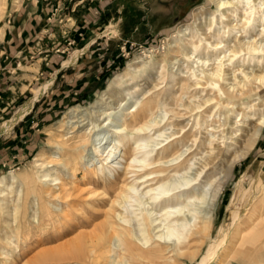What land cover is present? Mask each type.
<instances>
[{"label":"bare ground","instance_id":"1","mask_svg":"<svg viewBox=\"0 0 264 264\" xmlns=\"http://www.w3.org/2000/svg\"><path fill=\"white\" fill-rule=\"evenodd\" d=\"M207 1L211 12L204 15L200 8L194 13L192 27L179 26L164 54L142 65L156 77L152 90L157 89L158 80L172 64L176 91L163 98L156 95L142 101L135 99L115 117L110 135L104 133L93 139L95 157L102 162L96 171L102 175L106 171L110 181L128 175L130 182L121 184L104 210L103 220L93 224L91 230L84 232L77 228L74 236L39 250L23 264L69 260L75 264H169L177 256L195 259V264H228L237 257V247L245 245H249L246 248L250 255H257V263H264V195L252 204L260 186V170L255 172L248 188L241 184L242 178L238 180L227 206L229 214L214 235L212 206L219 185L208 203V196L200 194L197 182L201 174L208 173V179L213 177L220 166L222 178L227 176L236 163L249 155L262 134L264 0ZM3 2L0 0V16ZM115 30L116 25L108 23L103 34L111 35ZM79 53L73 52L63 66L74 63ZM145 56L151 60L150 54ZM126 69L113 80V85L121 84L126 76L128 79L134 76L133 62ZM50 83L44 81L34 89L32 97L0 120V137L8 135L30 112ZM240 123L250 126L244 136L243 127L234 128V124ZM90 132L87 128L78 136L81 146ZM127 151L131 155L125 159ZM42 158L40 153L35 155L31 165L42 166ZM20 178L27 184H41L40 190L56 185L58 180L49 173L10 172L1 176L0 216L16 209L10 199L12 189L6 192L5 186L9 183L13 188ZM191 181L195 182L187 190L189 193H179L178 188ZM140 184L144 188L139 189ZM234 200L239 201V206L230 210ZM243 215L247 223L238 221ZM3 219L1 254L15 243L12 236L20 232V223ZM194 236L200 241L207 240L201 253L199 247L189 245ZM17 248L15 244L11 251L16 253Z\"/></svg>","mask_w":264,"mask_h":264},{"label":"rangeland","instance_id":"2","mask_svg":"<svg viewBox=\"0 0 264 264\" xmlns=\"http://www.w3.org/2000/svg\"><path fill=\"white\" fill-rule=\"evenodd\" d=\"M112 1L108 10H105V14L96 20L97 25L95 26V29L99 31L103 30L108 23L116 25L115 33L108 35L104 47L109 50V54L104 56L105 65L100 69L99 80L89 81L87 85L80 84L84 88L77 89L72 96L65 93L59 94L56 91L45 95V100L35 112H30L31 115L34 113L33 119L35 120L29 124L30 128L27 126L26 134L24 133L25 135L21 137L20 163L2 161L0 154V177L8 176L10 172L14 174L26 172L33 175L49 173L51 177L58 179L56 185L43 186L42 190L39 186L41 184L36 182L27 184L22 178L18 181L19 186L16 184L11 188L9 183L5 186L6 192L12 189L10 199L14 205L16 204V209L7 216H0V223H3V218L10 223H20V232L12 236L15 243L5 250L4 254L0 253V264H23V261L39 250L53 247L71 238L77 233V228L79 231H89L93 224L103 220L104 210L110 206L118 188L122 183L130 182L131 177L122 175L110 181L107 179L106 171L103 172L104 175L96 171L102 162L95 157L93 139L104 133L110 135L113 132L111 124L115 121V117L122 112L125 106L134 103L135 99L142 101L156 95L163 98L170 91H176L172 79V72L175 68L172 64L166 67L165 76L158 80L160 84H157V89L152 90L151 87L155 84L156 77L142 65L149 64L150 61L159 59L164 54L172 34L179 26L187 24L192 27L194 13L196 14L200 8L204 15L212 11L209 2L203 0V2L192 5L186 18L173 21L171 18L174 13L173 8L161 0ZM111 53L116 60L109 59ZM146 54H150L151 60L145 56ZM129 62H133V67H135L134 76L130 79L126 76L121 84L113 85V80L127 70L126 66ZM92 72L93 70H91V76ZM77 85L79 84H72L71 89ZM65 87L62 89L67 90ZM67 87H70L69 83ZM42 100L43 98L40 101ZM28 116L27 114L25 118ZM248 126L242 123L234 124V128L243 127L245 129L241 131L242 136L249 129L250 126ZM87 128H90L91 132L87 134V141L81 146L78 136ZM261 133L249 155L236 163L227 176L222 178L224 173L220 166L210 179L207 178L208 173H205L199 176V181L197 180L198 190L203 197L208 196V203L212 197L214 198V189L217 184L219 185L212 206V223H214L212 235L215 234L223 218L229 214L227 206L240 178H242L241 184L248 188L251 178L259 169L260 186L252 204L264 195V128ZM27 142L35 144V147L29 151L30 154H27V150L24 151V145ZM125 146L124 143L123 151L126 149ZM22 150L23 154H21ZM39 153L43 155V165L35 168L31 165V160ZM130 155L131 151L125 152L124 158L127 159ZM93 157L95 158L92 159ZM89 160H91L90 164ZM181 182L184 183V180ZM194 182L181 185L178 188L179 193L188 194L187 190H190ZM141 187L142 184L138 188H144ZM19 189L20 200L17 202ZM59 195L62 197L56 198ZM234 204L230 210L238 207L239 201L234 200ZM246 220V215H243L238 221L247 223ZM206 242V239L200 241L195 236L189 239L190 247H199V253L204 250ZM15 244L18 246L16 253L11 251ZM1 245H4L2 241H0V247ZM248 246L237 247V257L228 264H260L256 262L258 257L255 253L249 254ZM194 262L195 259L189 260L186 257L177 256L172 258L169 264H195ZM36 264H48V262ZM50 264H75V261L51 262Z\"/></svg>","mask_w":264,"mask_h":264},{"label":"crops","instance_id":"3","mask_svg":"<svg viewBox=\"0 0 264 264\" xmlns=\"http://www.w3.org/2000/svg\"><path fill=\"white\" fill-rule=\"evenodd\" d=\"M112 2L4 0L0 16V120L9 117L20 104L32 97L34 89L44 81L51 83L30 112H35L48 93L56 91L72 96L77 89L84 88L82 83L87 85L89 81L99 80L100 69L105 65L104 56L109 54L104 47L110 34H103L105 27L97 31L96 20L105 14ZM75 51H80L76 62L63 66ZM111 56L109 59L116 60L113 54ZM68 83L70 87H67ZM74 83L81 85L71 89ZM64 87L67 90L62 89ZM30 112L12 129V133L0 137L2 161L20 163L21 137L35 120L34 113L31 115ZM24 147V151L30 154L35 144L27 142Z\"/></svg>","mask_w":264,"mask_h":264},{"label":"flooded vegetation","instance_id":"4","mask_svg":"<svg viewBox=\"0 0 264 264\" xmlns=\"http://www.w3.org/2000/svg\"><path fill=\"white\" fill-rule=\"evenodd\" d=\"M164 4H168L173 8L174 13L171 17L173 21L186 18L188 11L193 4L203 2V0H161Z\"/></svg>","mask_w":264,"mask_h":264}]
</instances>
